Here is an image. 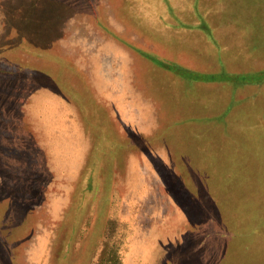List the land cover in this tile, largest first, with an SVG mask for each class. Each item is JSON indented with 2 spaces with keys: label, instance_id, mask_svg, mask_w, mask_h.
<instances>
[{
  "label": "rangeland",
  "instance_id": "1",
  "mask_svg": "<svg viewBox=\"0 0 264 264\" xmlns=\"http://www.w3.org/2000/svg\"><path fill=\"white\" fill-rule=\"evenodd\" d=\"M0 264H264V0H0Z\"/></svg>",
  "mask_w": 264,
  "mask_h": 264
},
{
  "label": "trees",
  "instance_id": "2",
  "mask_svg": "<svg viewBox=\"0 0 264 264\" xmlns=\"http://www.w3.org/2000/svg\"><path fill=\"white\" fill-rule=\"evenodd\" d=\"M203 28L210 32V28L206 24L203 25ZM145 54L148 55V57H151L154 61H156L157 63L161 65L169 66L172 69H176L181 75L188 78L189 80H197V79H203V78L221 79V80H230V79L240 80V79H243V77H246L244 76L245 75L244 73L233 74L228 71H223L224 74H216V76H214L213 74H207V76H204L200 72L190 70L186 67H183L182 65L170 64L169 62H166L161 58H158V57L156 58L155 56L150 55L151 53H145Z\"/></svg>",
  "mask_w": 264,
  "mask_h": 264
},
{
  "label": "crops",
  "instance_id": "3",
  "mask_svg": "<svg viewBox=\"0 0 264 264\" xmlns=\"http://www.w3.org/2000/svg\"><path fill=\"white\" fill-rule=\"evenodd\" d=\"M259 83H262V82H259Z\"/></svg>",
  "mask_w": 264,
  "mask_h": 264
}]
</instances>
